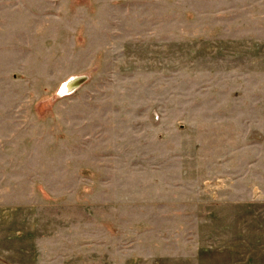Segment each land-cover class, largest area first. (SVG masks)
<instances>
[{"label": "rangeland", "instance_id": "obj_1", "mask_svg": "<svg viewBox=\"0 0 264 264\" xmlns=\"http://www.w3.org/2000/svg\"><path fill=\"white\" fill-rule=\"evenodd\" d=\"M0 264H264V0H0Z\"/></svg>", "mask_w": 264, "mask_h": 264}, {"label": "bare ground", "instance_id": "obj_2", "mask_svg": "<svg viewBox=\"0 0 264 264\" xmlns=\"http://www.w3.org/2000/svg\"><path fill=\"white\" fill-rule=\"evenodd\" d=\"M79 82V79H75V80H73L70 84H69V86L70 87H73L76 83H78ZM69 88V87H68Z\"/></svg>", "mask_w": 264, "mask_h": 264}]
</instances>
